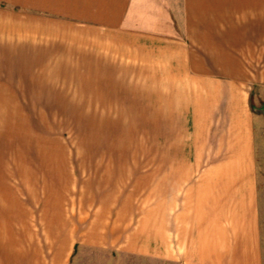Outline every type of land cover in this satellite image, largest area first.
<instances>
[{
    "label": "crops",
    "instance_id": "1",
    "mask_svg": "<svg viewBox=\"0 0 264 264\" xmlns=\"http://www.w3.org/2000/svg\"><path fill=\"white\" fill-rule=\"evenodd\" d=\"M139 63L146 78L162 79L147 93L163 96V163L152 192L148 184L157 197L118 255L129 264H264V0H0L7 112L77 80L129 94L119 89ZM3 160L0 152V264H64V242L78 230L50 219L57 203L41 205L38 230L42 194ZM105 237L94 230L86 243L104 246Z\"/></svg>",
    "mask_w": 264,
    "mask_h": 264
},
{
    "label": "rangeland",
    "instance_id": "2",
    "mask_svg": "<svg viewBox=\"0 0 264 264\" xmlns=\"http://www.w3.org/2000/svg\"><path fill=\"white\" fill-rule=\"evenodd\" d=\"M146 65L135 64L131 79L123 81L130 85L118 88L129 94L97 93L105 89L88 88L77 80L78 85L44 87L37 100L27 96L25 111L7 112L0 100L4 166L20 168L25 172L21 181L42 194L34 204L37 229L45 232L47 213L41 205L57 203V218L50 219L61 226L70 218L71 227L78 230L74 239L63 238L68 243L64 264L130 263L116 248L124 246L130 232L145 219L148 200L152 204L157 197L149 196L148 184L152 192L153 176L161 172L163 163V96L147 93L153 90L152 82L155 91L161 90L162 79L146 78ZM260 184L264 209V154ZM116 223L120 226L117 239L111 232ZM58 230L61 244L65 228ZM94 230L106 233L101 240L106 245L86 243ZM43 237L44 252L52 256Z\"/></svg>",
    "mask_w": 264,
    "mask_h": 264
},
{
    "label": "water",
    "instance_id": "3",
    "mask_svg": "<svg viewBox=\"0 0 264 264\" xmlns=\"http://www.w3.org/2000/svg\"><path fill=\"white\" fill-rule=\"evenodd\" d=\"M256 111L264 115V106L261 108H256Z\"/></svg>",
    "mask_w": 264,
    "mask_h": 264
}]
</instances>
